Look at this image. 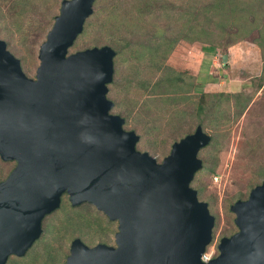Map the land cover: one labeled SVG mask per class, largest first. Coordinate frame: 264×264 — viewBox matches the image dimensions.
Wrapping results in <instances>:
<instances>
[{
    "label": "water",
    "instance_id": "obj_1",
    "mask_svg": "<svg viewBox=\"0 0 264 264\" xmlns=\"http://www.w3.org/2000/svg\"><path fill=\"white\" fill-rule=\"evenodd\" d=\"M94 1L60 0L33 78L0 39V159L14 161L0 181V264L25 253L63 194L116 221V231L114 245L73 238L62 264H264V179L229 205L236 231L203 261L214 217L189 183L210 136L196 125L160 162L136 150L138 134L106 98L115 51L67 53Z\"/></svg>",
    "mask_w": 264,
    "mask_h": 264
},
{
    "label": "rangeland",
    "instance_id": "obj_2",
    "mask_svg": "<svg viewBox=\"0 0 264 264\" xmlns=\"http://www.w3.org/2000/svg\"><path fill=\"white\" fill-rule=\"evenodd\" d=\"M59 3L0 0V39L27 77ZM101 45L115 51L109 112L138 134L136 150L160 162L196 125L210 136L189 184L214 217L206 249L215 255L219 238L236 231L229 205L264 179V0H95L67 53ZM12 166L0 160V180ZM40 227L5 264H60L75 237L114 245L116 221L63 194Z\"/></svg>",
    "mask_w": 264,
    "mask_h": 264
},
{
    "label": "built area",
    "instance_id": "obj_3",
    "mask_svg": "<svg viewBox=\"0 0 264 264\" xmlns=\"http://www.w3.org/2000/svg\"><path fill=\"white\" fill-rule=\"evenodd\" d=\"M213 256V254L211 252H209L206 248L203 251V253L201 254V259L203 261H207L209 258H211Z\"/></svg>",
    "mask_w": 264,
    "mask_h": 264
},
{
    "label": "flooded vegetation",
    "instance_id": "obj_4",
    "mask_svg": "<svg viewBox=\"0 0 264 264\" xmlns=\"http://www.w3.org/2000/svg\"><path fill=\"white\" fill-rule=\"evenodd\" d=\"M33 77H34V75H33ZM32 77V78H33ZM196 127V126H195ZM194 130V129H193ZM191 133V132H190ZM203 148V147H202ZM0 160H2V159H0ZM2 161H12L13 162V166H14V161L13 160H2ZM13 166L9 169V171L13 168ZM9 171L7 172V174L9 173ZM6 174V175H7ZM6 175L3 177V179L6 177ZM2 180V179H1ZM0 180V181H1ZM55 210V209H54ZM52 212V211H51ZM22 256V255H21ZM66 257V256H65ZM65 257H64V259H65ZM6 262V261H5ZM63 262H64V260H63ZM63 262H61L60 264H62ZM56 264V263H55Z\"/></svg>",
    "mask_w": 264,
    "mask_h": 264
},
{
    "label": "trees",
    "instance_id": "obj_5",
    "mask_svg": "<svg viewBox=\"0 0 264 264\" xmlns=\"http://www.w3.org/2000/svg\"><path fill=\"white\" fill-rule=\"evenodd\" d=\"M207 6H208V5H207ZM186 40H187V39H186ZM173 42H175V40H174ZM175 79L180 80L179 77H176ZM244 104H245V103H242V107L244 106Z\"/></svg>",
    "mask_w": 264,
    "mask_h": 264
}]
</instances>
